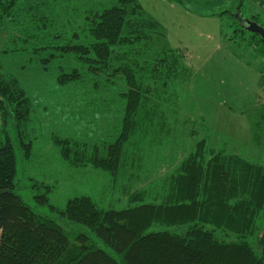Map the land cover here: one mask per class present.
I'll use <instances>...</instances> for the list:
<instances>
[{"label":"rangeland","instance_id":"1","mask_svg":"<svg viewBox=\"0 0 264 264\" xmlns=\"http://www.w3.org/2000/svg\"><path fill=\"white\" fill-rule=\"evenodd\" d=\"M139 1L160 22V33L150 45L185 49L192 74L187 81L172 80L169 88L154 96L162 105L154 106L152 116L146 112L137 118L116 176L93 166L69 165L53 140L54 135L80 139L99 145L100 153L106 154L107 145L123 129L125 99L120 93L128 89L124 78L112 80L107 72L95 74L88 63L60 48L69 39L76 41L71 35L79 29L89 3L57 1V16L51 17L42 0H23L21 7L26 9L14 21L6 19L0 25L2 69L19 79L32 101L24 128L25 142L33 144L29 156L20 143L13 115L4 124L0 112V141L7 133L16 151V192L36 213L61 225L72 243L80 246L77 237L84 235L113 255L85 225L70 222L59 212L70 198L89 195L100 207L118 210L159 202L172 183L170 175L202 139L212 147L264 163V125H258V143L252 130L264 108V52L259 51L258 37L239 21L243 17L263 25L264 0ZM39 3L41 8L36 10ZM31 5L34 11L27 9ZM148 50L145 47L141 52L153 56L154 51ZM74 68L82 72V79L59 83L58 75ZM37 181L52 189L48 204L33 197L32 186ZM258 223L264 230V215ZM163 228L156 224L148 232ZM216 234L226 241L238 239L232 233Z\"/></svg>","mask_w":264,"mask_h":264},{"label":"trees","instance_id":"2","mask_svg":"<svg viewBox=\"0 0 264 264\" xmlns=\"http://www.w3.org/2000/svg\"><path fill=\"white\" fill-rule=\"evenodd\" d=\"M22 1L0 0V25L26 9L21 7ZM57 1L64 0L41 2L51 17L57 16ZM84 1L89 7L79 29L71 35L76 41L69 39L60 48L75 60L88 63L87 68L95 74L107 72L112 80L124 78L128 89L120 93L125 99L123 129L116 141L107 145L106 154L100 153L99 145L80 139L54 135L53 140L69 165L93 166L116 176L137 118L146 112L152 116L154 106L162 105L154 100L156 93L169 88L174 79L187 81L192 71L185 49L150 45L160 33V22L139 0H114L111 5L103 0L96 4L95 0ZM254 34L262 53L264 42ZM145 47L149 53L154 51L153 56L141 52ZM73 70L58 75L59 83L81 80L82 72ZM151 79L157 83L151 84ZM152 90L153 96H149ZM0 112L4 124L13 115L20 143L29 156L33 144L25 142L24 128L32 101L19 79L4 72L1 63ZM260 124L264 125V108L253 125L255 143ZM16 175V151L6 133L0 141V264H264V230L258 223L264 215V163L212 147L207 139L200 140L170 175L172 183L159 202L104 209L89 195H79L59 210L70 222L90 229L115 255L84 235L77 237L80 246L72 243L61 225L36 213L16 192ZM48 185L37 181L32 186L33 197L42 205L49 203L52 189ZM156 224L164 228L148 232ZM216 231L232 233L238 239L223 240ZM254 236L256 240L251 241Z\"/></svg>","mask_w":264,"mask_h":264},{"label":"water","instance_id":"3","mask_svg":"<svg viewBox=\"0 0 264 264\" xmlns=\"http://www.w3.org/2000/svg\"><path fill=\"white\" fill-rule=\"evenodd\" d=\"M242 26L253 33L258 34L264 42V25L258 24V22L250 21L249 19L239 18Z\"/></svg>","mask_w":264,"mask_h":264},{"label":"crops","instance_id":"4","mask_svg":"<svg viewBox=\"0 0 264 264\" xmlns=\"http://www.w3.org/2000/svg\"><path fill=\"white\" fill-rule=\"evenodd\" d=\"M252 130H253V127H252Z\"/></svg>","mask_w":264,"mask_h":264}]
</instances>
